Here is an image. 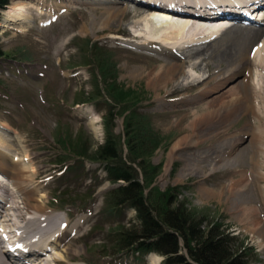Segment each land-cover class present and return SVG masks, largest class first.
<instances>
[{
  "label": "rangeland",
  "instance_id": "rangeland-1",
  "mask_svg": "<svg viewBox=\"0 0 264 264\" xmlns=\"http://www.w3.org/2000/svg\"><path fill=\"white\" fill-rule=\"evenodd\" d=\"M92 1L69 4L67 0H9L0 13V49L4 53L0 59V122L8 129L1 133L9 136L5 138V152L10 162L14 157L12 163L22 162L27 153L29 160L21 165L28 169L33 166L39 172L27 189H37L29 195L36 201L31 204L44 203L43 210L61 221L62 229L71 231L69 223L80 225L75 236L78 239L65 237L56 252L49 250L50 255L70 248L79 255L70 264H149L148 255H115L109 248L120 226L134 224L131 210H104L103 194L111 186L104 181L100 163L93 160L96 146L104 138L103 116L109 108L114 115L112 134L122 156L126 154L124 125L127 121L141 125L140 136L148 143L146 160L156 170L148 189L153 188L154 195L174 189L170 193L175 194V202L205 215L209 221H220L251 248L255 258L249 264H264V170L258 175L262 181L255 183L251 163L256 156L254 145L259 141L245 129L246 114L238 119L224 114L216 133L219 139H209L208 133L215 131L195 133L197 124L217 120L214 108H203V103L217 93H210L212 85L194 86L192 79L207 78L216 66L210 64L207 70L203 65L195 70L185 66L186 77L178 75L175 83L154 87L157 76L152 74L167 72L160 67L161 57L153 47L138 46L142 41L130 34L148 40L155 31L143 24L134 28L132 24L138 18L131 16L117 26L109 25L113 30L118 27L119 34L108 31V14H104L101 3ZM37 3L43 9L47 7L41 16L33 9ZM15 6L32 17L25 25L5 21ZM58 6L66 8L55 12ZM127 6L133 8V4ZM188 32L185 38L191 36ZM111 35L119 39H107ZM92 47L99 49L95 55ZM8 67L6 72L4 68ZM241 77H234L222 86L223 90ZM201 89L209 94L201 96V105H194ZM80 99L85 101L80 103ZM130 116L136 118L130 121ZM187 136L189 146L184 140ZM76 141L87 149L83 157L75 147ZM174 145H181L178 153L171 152ZM230 147L235 150L225 155L224 150ZM258 147L263 153L257 159L264 164V144ZM236 152L242 153L241 159ZM61 169L65 171L57 175ZM0 180L13 189L9 179L0 176ZM159 258L156 264H160Z\"/></svg>",
  "mask_w": 264,
  "mask_h": 264
},
{
  "label": "bare ground",
  "instance_id": "bare-ground-1",
  "mask_svg": "<svg viewBox=\"0 0 264 264\" xmlns=\"http://www.w3.org/2000/svg\"><path fill=\"white\" fill-rule=\"evenodd\" d=\"M73 1L75 2V0H67V3H74ZM263 1L93 0L91 3H101L100 5L104 7V14H108L106 18L107 26L105 27L108 31H114V33L117 31L115 34H119L118 31L120 29L118 27L113 30L109 29V25L113 24L112 26H117L126 16L138 18V21H134L132 24L134 28L143 24L148 29L155 31L151 33V38L148 40H143L138 34H130L135 40L142 41L138 46L144 49L153 47L156 49L155 52L161 57V59L159 58L162 62L160 67L167 72H164L163 75L152 74L153 77L157 76L154 78V87L158 88L160 86L165 88L166 85L175 83L178 75L185 76L183 71L185 66L191 70L199 67L201 69L202 65L206 70L210 64L216 66V71L213 72L212 70V73L207 78L193 77L194 79H192V82L195 83L194 86L197 85L198 87L200 84L201 87L206 88L212 85L213 87L209 90L211 91L210 93H217L214 97L203 103V108L215 109L214 114H216L217 120L213 121V119L207 118L208 121L213 122L206 125L197 124L195 126V133L215 131L208 133L209 139H219L218 135L220 134L216 133L219 127L222 126L220 121L224 114H231L233 119L241 118L243 114H246L247 123L245 129L248 130L247 133L250 134L251 132L259 143L264 144V28L262 27L264 25V15L261 18V26H255L258 24H255V19H252L249 14L250 6L255 7L260 3H264ZM128 3L129 5L133 4V8H129L127 6ZM37 5L33 9H35V13L38 16L43 15V11L46 13L47 7L43 9L39 3ZM62 8L65 9L66 7L58 6L55 12H59ZM260 10L262 9L255 12H259ZM10 11L13 14L5 17V21L9 23L25 25L29 19H32L31 16L25 15V12L17 6L10 8ZM154 11L166 12L172 17L168 15L157 16L152 13ZM49 12L50 9H48ZM213 17L222 18L211 21L210 18ZM54 18L58 17H52L51 19ZM213 22L226 23L227 26L219 29L210 24ZM206 24H209L207 26H211L207 27ZM186 30L191 34L189 38L184 37V34H187ZM108 38L113 40L119 39L117 35H111ZM254 43L255 45H252ZM247 49L248 54L245 56ZM194 59L197 62H193ZM166 73L167 75H164ZM236 76L242 77L237 83L234 82L233 86L231 84L226 90H223L222 86ZM213 78H216L217 81H213ZM206 80L209 83H205ZM201 90H199L201 91L200 97H197L200 99L197 100L195 98L194 105L202 103L201 96L205 97L209 94L207 91ZM224 99H227V101L223 102ZM195 100L197 101L195 102ZM203 128L204 130H202ZM3 130L6 131L8 129L4 123L0 122V176L9 179L10 188L13 189L9 190L7 184L0 183V242L8 240L14 243L15 246L9 253H0V264H70L76 262L79 255L75 254V251L70 248L64 251L62 249L63 252L61 254L52 253V255H50L49 250L52 249V252H56V247H59L65 237L77 240L78 237L75 236L79 232L80 225L75 226L74 223L71 226L67 222L71 231L62 229L61 221L46 213L45 209L43 210L44 203L31 204L36 201L30 200V198H33V195L30 197L29 195L32 194V191L37 192V189H35V186L32 187L33 189H27L30 184L34 183L33 179L35 176L37 177L39 172L35 171L33 166H30L28 169L21 165L23 161L29 160L27 153L23 155L24 160L22 162L12 163L14 157H12L10 162L4 149V146L8 144L5 138H9V136L1 133ZM211 133H214L213 136L210 135ZM231 139L228 140L233 141L235 138ZM184 140L186 145L189 146L191 144L190 136H187ZM259 143L257 144L259 145ZM258 145H254L256 156H252L254 161L253 164L251 163L253 176L256 177L254 178L255 183L262 181V178H258V175L260 174L259 171L264 170V167L262 168L264 164L257 159L258 155L263 153ZM180 147L181 145H174L171 152L178 153ZM183 150L181 149L180 151ZM234 150L233 147H230V149H225L224 153L228 155V153H232ZM8 151L10 152V150ZM250 151L252 152L253 148H250ZM236 153V157L241 159L242 153ZM6 161H8L7 164ZM225 162L227 160L222 161V163ZM26 178L30 180L26 181ZM17 199H20V202ZM30 201L33 202L30 203ZM13 219L17 220V222H14ZM148 256L150 257L149 264H156L160 259L154 254H149Z\"/></svg>",
  "mask_w": 264,
  "mask_h": 264
},
{
  "label": "trees",
  "instance_id": "trees-1",
  "mask_svg": "<svg viewBox=\"0 0 264 264\" xmlns=\"http://www.w3.org/2000/svg\"><path fill=\"white\" fill-rule=\"evenodd\" d=\"M7 5L8 0H0V12ZM92 48L95 55L98 48ZM3 56L0 49V59ZM84 101L80 99V103ZM113 116L109 108L105 109L104 138L96 146L93 160L100 163L104 181L111 186L103 194L104 210L131 209L134 224L126 223L114 233L109 241L112 254L130 252L142 257L153 253L162 258L160 264H249L255 258L252 249L220 221H209L205 215L175 202V194L170 193L174 189L153 197V188L148 187L156 170L146 160L148 143L140 136L141 125L138 121L124 125L126 154L122 156L112 134ZM134 118L130 116V121ZM137 118L145 124L140 116ZM81 144L76 141L75 147L83 157L87 149Z\"/></svg>",
  "mask_w": 264,
  "mask_h": 264
}]
</instances>
